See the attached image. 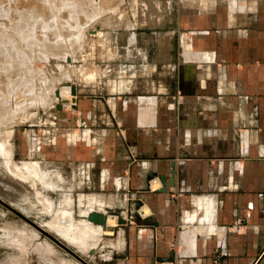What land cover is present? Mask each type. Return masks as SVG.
Instances as JSON below:
<instances>
[{
    "label": "crops",
    "instance_id": "1",
    "mask_svg": "<svg viewBox=\"0 0 264 264\" xmlns=\"http://www.w3.org/2000/svg\"><path fill=\"white\" fill-rule=\"evenodd\" d=\"M134 5L129 27L116 24L111 37L100 29L81 97L65 110L64 150L41 157L54 155L55 165L36 171V200L55 209L47 194L63 183L54 221L81 216L64 234L88 247L110 236L88 216L106 214L114 234L101 249L121 264L172 252L162 264H258L264 0Z\"/></svg>",
    "mask_w": 264,
    "mask_h": 264
},
{
    "label": "rangeland",
    "instance_id": "2",
    "mask_svg": "<svg viewBox=\"0 0 264 264\" xmlns=\"http://www.w3.org/2000/svg\"><path fill=\"white\" fill-rule=\"evenodd\" d=\"M135 1L0 0V264L122 263V256L113 253L110 259L109 249H101L113 238L111 231L91 247L70 234L59 236L81 216L54 221L64 184L47 194L55 209L46 211L36 200V171L53 169L55 156L41 157L64 150L59 136L66 135L65 110L74 103L70 87L80 90V80L87 79L82 66L95 60L97 38L104 32L111 37L117 25L129 27ZM36 139L43 141L40 147ZM258 264H264V254Z\"/></svg>",
    "mask_w": 264,
    "mask_h": 264
},
{
    "label": "water",
    "instance_id": "3",
    "mask_svg": "<svg viewBox=\"0 0 264 264\" xmlns=\"http://www.w3.org/2000/svg\"><path fill=\"white\" fill-rule=\"evenodd\" d=\"M68 62L70 63L71 62V60H68ZM70 92H71V94H72V96L73 97H75V98H73V102L75 103L76 102V97L78 96V95H81V91L80 90H76V88L75 87H73V86H71L70 87ZM63 101H65V100H63ZM66 102V101H65ZM73 103V104H74ZM164 191H166L165 189H163V190H161V192H164ZM137 204L138 205H141V202L140 201H137ZM138 207H136L135 209H137ZM134 213V212H133ZM88 219L95 225V226H97V227H99V228H101V230L102 231H113V228L112 227H110V226H107V224H106V221H107V215L106 214H96V213H92V214H90L89 216H88ZM123 220L122 219H119L118 220V224L120 225V224H123ZM173 257H174V253L172 252L171 254H170V256L169 257H166V258H163L161 261H159V262H155L154 261V264H162V263H172V261H173Z\"/></svg>",
    "mask_w": 264,
    "mask_h": 264
},
{
    "label": "bare ground",
    "instance_id": "4",
    "mask_svg": "<svg viewBox=\"0 0 264 264\" xmlns=\"http://www.w3.org/2000/svg\"><path fill=\"white\" fill-rule=\"evenodd\" d=\"M54 20H56V19H54ZM56 21H57V20H56ZM30 35H31V34H30ZM30 37H31V36H30ZM10 39H11V38H10ZM29 39H30V38H29ZM8 40H9V39H8ZM12 40L14 41V38H13ZM12 40H11L10 42H12ZM30 41H31V40H30ZM3 43H4V42H3ZM3 43H2V42L0 43V50H1V48L3 47V46H2ZM2 49H3V48H2ZM4 49H5V48H4ZM1 51H2L1 54L3 55V51H4V50H1ZM4 54H5V52H4ZM18 56H19V55H18ZM0 57H1V55H0ZM14 57H15V56H14ZM17 58H18V57H17ZM0 62H3V61H1V59H0ZM6 63L8 64L9 62H6ZM23 63H24V61H23ZM23 63H22V61H21V64H23ZM26 64H27V63H26ZM27 65H29V64H27ZM3 66H6V64H4ZM10 66H11V65H10ZM10 66L7 65L6 68H8V67H10ZM1 67H2V66H1ZM4 70H5V69H4ZM7 71H8V70H7ZM7 71H6V72H7ZM6 72H5V74H6ZM8 72H9V71H8ZM23 73H24V72H23ZM26 73H27V72H26ZM26 73H25V74H26ZM7 77H8V74H7ZM5 78H6V77H5ZM22 80H25V79H22ZM26 81H29V80H26ZM18 83H19V82H18ZM20 83H21V81H20ZM25 83H26V82H25ZM26 84H27V83H26ZM28 85H29V84H28ZM14 89H17V87L14 88ZM66 89H67V88H66ZM12 90H13V89H12ZM61 92H62V91H61ZM64 94H65V92H64ZM67 95H68V94H67ZM67 95H66V96H67ZM64 96H65V95H64ZM65 98H66V97H65ZM109 219H110V218H109ZM114 219H115V218H114ZM110 220H111V219H110ZM110 220H109V221H110ZM112 220H113V219H112ZM109 221H108V222H109ZM108 222H107V223H108ZM110 223H111V221H110ZM114 223H115V222H114ZM112 224H113V223H112ZM60 226H61V225H60ZM112 226H113V225H112ZM58 227H59V226H58ZM108 232H109V231H108ZM102 233H103V232H102ZM105 233H106V232H105ZM63 235H64L65 238H66L67 236L69 237V235H65L64 232H63ZM36 245L39 246V244H36ZM38 246H37V247H38ZM46 247H47V246H46ZM44 248H45V247H44ZM45 249H46V248H45ZM47 249H49V248H47ZM49 250H50V249H49Z\"/></svg>",
    "mask_w": 264,
    "mask_h": 264
}]
</instances>
